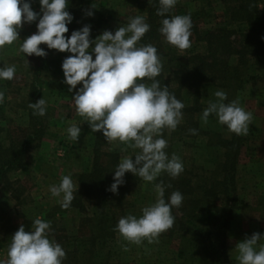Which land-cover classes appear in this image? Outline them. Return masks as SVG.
Instances as JSON below:
<instances>
[{
	"label": "trees",
	"instance_id": "obj_1",
	"mask_svg": "<svg viewBox=\"0 0 264 264\" xmlns=\"http://www.w3.org/2000/svg\"><path fill=\"white\" fill-rule=\"evenodd\" d=\"M203 1L207 5L211 3V0ZM82 2L70 0L68 11L73 21L68 25L69 31L77 25ZM222 2L221 12L213 14L214 19L217 15L220 20L213 22L212 26L203 21L204 10L188 11L178 4L171 10V15L191 16V46L186 50L170 45L159 33L163 17L156 15L158 0L151 3L147 0L144 11L150 30L139 44H152L157 48L163 67L156 79L161 87L167 86L185 105L176 130L163 131V138L168 142L166 153L169 157L178 156L184 170L176 178L162 172L153 181L155 186L162 184L165 188L166 200L174 191L183 196L181 207L172 209L175 216L173 226L164 231L167 241L177 243V248L169 251L176 263L180 261L177 264H191L188 261L195 255L210 264H229L227 232L237 205L236 170L243 139L232 132L224 138L219 132L203 130L199 118L215 98L213 95L217 90L227 93L226 103L235 100L234 93L243 88L247 79L255 78L251 71L256 68L264 70V12L259 9L258 0ZM32 5L39 6L38 0H32ZM41 47L48 50L45 44ZM39 58L41 67L45 65L46 57ZM35 84L28 93L31 102L39 96ZM28 109L29 123L34 127L32 132L22 130L19 132L21 136L11 138L8 144L0 142V184L7 181L9 172L22 168L30 142L43 135L41 116L33 115L29 106ZM209 118L212 120L214 115ZM223 127L228 131L226 126ZM190 129H196V134ZM91 133V164L87 171L76 176L78 190L74 192L70 207L64 209L60 203L56 204L44 214V218L54 226L52 218L56 213L63 215L77 210L82 214L86 206L91 207L92 213L79 218L76 232L67 234L63 228L54 226L48 238L65 250L62 264H129L111 250L119 234L114 229L121 217L140 211L136 206L142 201L135 194L142 178L127 172L117 193L109 191L114 169L119 163V151L110 149L102 132ZM189 141L196 144H189ZM184 148L193 150L189 159L181 154ZM32 221L24 220L17 230L21 224L30 230Z\"/></svg>",
	"mask_w": 264,
	"mask_h": 264
},
{
	"label": "clouds",
	"instance_id": "obj_2",
	"mask_svg": "<svg viewBox=\"0 0 264 264\" xmlns=\"http://www.w3.org/2000/svg\"><path fill=\"white\" fill-rule=\"evenodd\" d=\"M38 2L39 12L32 9V0H0V51L5 45L21 41L19 29L24 24L37 22L36 32L19 43V53L45 57L47 51L41 44L49 50L70 53L63 59L61 68L63 83L69 86V92H74L72 100L77 115L88 122L92 132H102L107 142L139 150L134 159L123 157L119 161L108 190L117 193L127 172L145 182L156 180L162 172L173 178L179 176L184 170L183 164L175 154L169 157L166 153L168 142L163 138V131L176 130L185 105L156 79L163 67L157 48L152 44H139L150 30L146 17H131L126 26L114 32L104 30L95 39L90 38L91 26L87 24L66 37L68 25L73 21L67 10L70 0ZM177 3L178 0H158L156 15L163 17L158 31L167 43L186 50L191 46L192 20L190 14H170ZM92 8L97 7L92 4ZM85 14L91 17L94 12L90 8ZM15 73L14 64H2L0 81L12 80ZM214 96L216 99L202 112L203 122L207 123L209 116L214 115L229 132L247 135L251 112L242 108L238 100L226 103L227 93L223 90H217ZM3 99L4 93L0 91V102ZM28 106L33 115L46 114L47 102L43 97ZM190 132L196 134V129ZM67 133L71 140L78 141L81 128L73 123ZM77 190L70 175L62 176L58 185L49 188L53 197H60L59 203L64 209L70 207ZM156 192L155 202L143 207L139 217L128 214L118 220L114 230L128 243L139 245L144 240L153 243L173 226L172 209L181 207L183 196L174 191L166 200L162 184L156 185ZM50 227L49 222L40 218L32 221L30 230L21 224L11 235L7 259H0V264H62L66 252L59 243L48 238ZM261 241H264V233L254 232L235 245L239 264H264ZM124 250L127 251V246Z\"/></svg>",
	"mask_w": 264,
	"mask_h": 264
},
{
	"label": "rangeland",
	"instance_id": "obj_3",
	"mask_svg": "<svg viewBox=\"0 0 264 264\" xmlns=\"http://www.w3.org/2000/svg\"><path fill=\"white\" fill-rule=\"evenodd\" d=\"M92 4L97 8H92ZM146 4L147 0H83V6L76 19L77 25L65 36H70L73 30H78L85 24L91 26V39H95L104 30L114 32L118 27L126 26L129 18L136 15L144 16ZM177 4L188 11L204 10L203 21L208 26H212L213 22L220 20L217 15L214 19L213 14L215 11L216 14L221 12L223 2L211 0V3L207 5L203 0H178ZM31 7L34 11L40 10V5ZM258 7L264 12V0H258ZM90 8L94 12L91 17L85 14ZM36 23L24 24L19 29L21 41L36 32ZM21 41L14 42L10 46L5 45L0 51V66L2 64L16 66V73L12 80L0 81V91L4 93L3 102H0V142L4 145L8 144L11 138L21 136L19 132L22 130L32 132L34 127L29 123L28 105L31 101L28 93L32 90L34 82L35 89L39 90V96L35 100L38 101L43 97L47 107L46 114L41 116L44 124L43 135L39 140L30 142L27 159L22 168L9 172L7 181L0 184V259H7V247L11 242V235L21 222L27 219L34 221L37 218L47 221L44 214L59 204L60 197L51 195L50 186L58 185L62 176L70 175L77 187L76 176L87 171L91 164L92 131L88 122L76 113L72 100L74 92H69V86L63 83L61 64L70 53L48 49L45 65L40 67L41 60L38 56H25L18 52ZM37 67L39 69L35 76ZM251 73L255 78L247 79L243 88L235 91L233 96L242 108L251 112L252 120L248 134L241 135L243 144L238 156L235 183L237 205L227 232L229 264H239L235 247L238 242L250 237L254 232L264 233V198H262L264 196V70L256 68ZM213 96L212 99L215 97ZM215 99L216 97L213 101ZM214 118L212 120L208 118L207 123L199 118L200 128L219 132L224 138H228L230 132L217 122L215 116ZM73 123L81 128L78 141L71 140L67 133V128ZM9 136L12 137L9 138ZM189 142V144H196V142ZM121 145L118 142L110 143L111 150L119 151V161L123 157L134 159V155L139 150ZM181 154L189 159L193 155V150L184 148ZM135 195L142 201L139 203L140 206H136L140 211H137L135 215L139 217L143 207L155 202L156 186L153 181L145 182L141 179ZM91 213V207L86 206L82 214L77 210L68 211L63 215L56 213L52 221L55 227H61L64 232L70 234L76 232L79 218ZM54 226H51L49 231L55 228ZM161 234L157 241L148 243L144 240L139 245L128 243L118 234L111 250L129 264L179 263L180 261L176 263L169 253L170 250L177 248V243L167 241L166 232ZM125 246L127 251L124 250ZM196 256L198 255L189 256L188 262L210 264Z\"/></svg>",
	"mask_w": 264,
	"mask_h": 264
}]
</instances>
